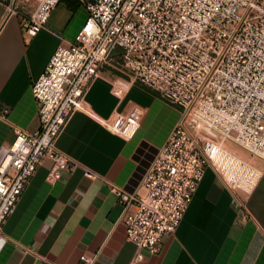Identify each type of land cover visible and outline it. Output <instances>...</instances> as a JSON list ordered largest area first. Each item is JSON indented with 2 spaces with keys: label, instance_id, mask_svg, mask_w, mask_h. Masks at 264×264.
I'll use <instances>...</instances> for the list:
<instances>
[{
  "label": "built area",
  "instance_id": "built-area-1",
  "mask_svg": "<svg viewBox=\"0 0 264 264\" xmlns=\"http://www.w3.org/2000/svg\"><path fill=\"white\" fill-rule=\"evenodd\" d=\"M59 0H21L26 30L34 34ZM87 16L69 44H59L31 84L39 125L14 126L0 145V239L7 217L42 159H50L53 183L78 161L56 146L71 114L83 111L126 138L149 107L127 100L111 117L86 102L100 67L119 48L131 79L116 78L122 98L131 83L156 90L179 108L134 191L110 183L121 204L126 237L136 245L132 261L154 252L179 224L208 166L231 187H252L260 169L232 152V142L264 160V0H79ZM18 0L7 10L20 11ZM83 174L96 177L84 167ZM89 264L93 256L80 255Z\"/></svg>",
  "mask_w": 264,
  "mask_h": 264
},
{
  "label": "crops",
  "instance_id": "crops-1",
  "mask_svg": "<svg viewBox=\"0 0 264 264\" xmlns=\"http://www.w3.org/2000/svg\"><path fill=\"white\" fill-rule=\"evenodd\" d=\"M0 0V145L14 137V126L39 125L31 84L59 44H69L85 21L79 0H59L34 33L26 30L27 12L7 10ZM113 50L85 93L88 105L111 117L127 100L149 107L131 137L109 131L100 121L75 111L56 146L78 161L53 183L44 158L23 188L2 227L0 264H264V160L232 142L226 146L259 167L247 190L227 185L208 166L175 230L156 251L132 261L136 245L126 237L121 204L110 183L134 191L179 116V108L139 82L122 98L112 92L116 78L131 79ZM249 154H248V153ZM84 167L96 177L83 174Z\"/></svg>",
  "mask_w": 264,
  "mask_h": 264
},
{
  "label": "rangeland",
  "instance_id": "rangeland-1",
  "mask_svg": "<svg viewBox=\"0 0 264 264\" xmlns=\"http://www.w3.org/2000/svg\"><path fill=\"white\" fill-rule=\"evenodd\" d=\"M248 153V152H247ZM249 154V153H248ZM243 158H245V157H243ZM246 159V158H245ZM247 160V159H246ZM249 161V160H248Z\"/></svg>",
  "mask_w": 264,
  "mask_h": 264
}]
</instances>
